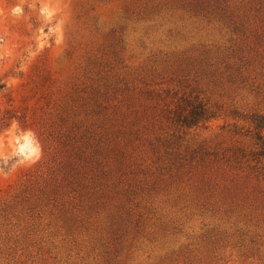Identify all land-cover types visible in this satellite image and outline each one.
Wrapping results in <instances>:
<instances>
[{
  "label": "rangeland",
  "instance_id": "374dc122",
  "mask_svg": "<svg viewBox=\"0 0 264 264\" xmlns=\"http://www.w3.org/2000/svg\"><path fill=\"white\" fill-rule=\"evenodd\" d=\"M261 126L264 0H0V264H264Z\"/></svg>",
  "mask_w": 264,
  "mask_h": 264
},
{
  "label": "trees",
  "instance_id": "16d2710c",
  "mask_svg": "<svg viewBox=\"0 0 264 264\" xmlns=\"http://www.w3.org/2000/svg\"><path fill=\"white\" fill-rule=\"evenodd\" d=\"M194 122V121H193ZM195 122H197L196 120H195ZM188 124H192V121H188ZM262 128H264V126H261ZM259 140H260V145H261V154H263L264 153V142H263V140H262V138L260 137V138H258Z\"/></svg>",
  "mask_w": 264,
  "mask_h": 264
},
{
  "label": "clouds",
  "instance_id": "9594fccd",
  "mask_svg": "<svg viewBox=\"0 0 264 264\" xmlns=\"http://www.w3.org/2000/svg\"><path fill=\"white\" fill-rule=\"evenodd\" d=\"M15 11L16 12H19L20 11V9L19 8H17V9H15ZM25 147H27V145H25ZM23 150V149H22Z\"/></svg>",
  "mask_w": 264,
  "mask_h": 264
}]
</instances>
